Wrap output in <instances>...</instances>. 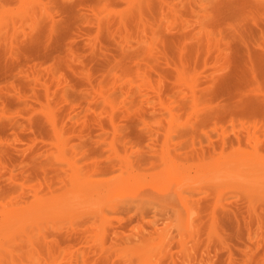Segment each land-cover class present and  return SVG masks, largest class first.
<instances>
[{
	"label": "rangeland",
	"instance_id": "374dc122",
	"mask_svg": "<svg viewBox=\"0 0 264 264\" xmlns=\"http://www.w3.org/2000/svg\"><path fill=\"white\" fill-rule=\"evenodd\" d=\"M262 54L264 0H0V264H264Z\"/></svg>",
	"mask_w": 264,
	"mask_h": 264
},
{
	"label": "bare ground",
	"instance_id": "6f19581e",
	"mask_svg": "<svg viewBox=\"0 0 264 264\" xmlns=\"http://www.w3.org/2000/svg\"><path fill=\"white\" fill-rule=\"evenodd\" d=\"M247 51H248V50H247ZM249 52L251 53V51H249ZM249 52H247V53L249 54ZM254 53L256 54V52H252V55H251L252 58H251V56H250V58H251L252 60H253V57H254V55H255ZM226 55H227V54H226ZM246 55H247V54H246ZM249 55H250V54H249ZM262 55H263V54H262ZM262 55H261V56H262ZM256 56H257V55H256ZM256 56H255V58H257ZM261 56H260V57H261ZM263 56H264V55H263ZM246 57H247V56H246ZM247 58H248V57H247ZM255 58H254V60L256 61ZM263 58H264V57H263ZM260 59H261V58H260ZM260 59H259V61H260ZM263 60H264V59H261V61H262L261 63H263ZM246 62L248 63L247 60H246ZM250 62H252V61H250ZM250 62H249V64H250ZM252 63H256V62H252ZM252 63H251L250 65H248V66H251ZM258 64H259V63L254 64V65L257 67ZM254 65H253V66H254ZM248 69H250V68L248 67ZM252 69H253V68H252ZM256 69H257V68H256ZM256 69H255V67H254V70H256ZM254 70H251V69H250V70H249L250 74H251V72L254 71ZM259 70H260V68H259ZM257 72H258V71L256 70L255 73H257ZM253 74H254V73L252 72L251 76H252ZM252 79H254L253 76H252ZM257 79H258V77L256 78V80H257ZM251 81H252V80H251ZM253 81H255V80H253ZM258 81H259V80H258ZM258 81H257V82H258ZM255 82H256V81H255ZM261 83H262V82H261ZM250 85H251V84H250ZM260 85H261V84H260ZM252 86H253V85H252ZM252 86H251V87H252ZM255 86H257V84H255L254 87H255ZM255 88H256V87H255ZM257 88H258V87H257ZM249 90H252V89L250 88ZM254 90H255V89H254ZM254 90H253V91H254ZM256 90H257V89H256ZM256 90H255V91H256ZM258 90H261V89L258 88ZM258 90H257V92H258ZM248 92H251V91H248ZM257 92H256V93H257ZM259 92H261V91H259ZM262 92H263V90H262ZM249 95H250V94H248L247 96H249ZM258 95H259V94H258ZM260 96H261V95H260ZM244 97H245V96H244ZM251 97H252V95L249 97V100L255 98L254 95H253V98H251ZM250 98H251V99H250ZM259 98H260V97H259ZM255 100H256V98H255ZM244 101H245V100H244ZM251 101H252V100H251ZM253 101H254V100H253ZM253 101H252V102H253ZM259 101H261L259 104H261V105L264 104V94H263V99L260 98ZM259 101H258V102H259ZM247 102H248V101H247ZM254 102H255V101H254ZM254 102H253V103H254ZM262 102H263V104H262ZM243 103H244V102H243ZM248 103H249V102H248ZM255 103H256V102H255ZM239 106H240V105H239ZM263 106H264V105H263ZM254 108H255V107H254ZM262 111H263V110H262ZM262 111H261V112H262ZM46 114H48V113H46ZM47 116H48V115H47ZM50 117H51V116H50ZM52 123H53V125L55 124L54 121H52ZM251 134H252V133H251ZM250 136H251V135H250ZM254 136H255V135H254ZM238 137H239V136H238ZM231 141H232V140H231ZM252 141H253V140H252ZM232 146H233V145H232ZM223 148H224V147H223ZM234 149H235V148H234ZM171 199H172V198H171ZM232 260H233V259H232Z\"/></svg>",
	"mask_w": 264,
	"mask_h": 264
}]
</instances>
